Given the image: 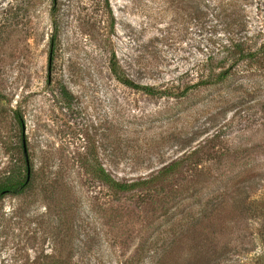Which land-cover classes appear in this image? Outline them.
<instances>
[{"label": "rangeland", "instance_id": "obj_1", "mask_svg": "<svg viewBox=\"0 0 264 264\" xmlns=\"http://www.w3.org/2000/svg\"><path fill=\"white\" fill-rule=\"evenodd\" d=\"M22 1L0 0V185L23 182L27 162L31 177L0 198V264H187L217 246L230 251L207 264H250L262 246L251 242L245 220L225 233L194 226L192 182L205 159L167 182L163 190L178 195L176 202L141 191L115 196L89 168L100 165L120 182L145 179L218 136L210 154L227 167L247 157L246 169L260 173V197L259 71L239 64L222 84L195 86L183 99L165 88L179 77L195 83L216 68L231 39L257 49L264 0H55L54 9L52 0ZM112 54L128 78L155 94L117 82ZM231 192L223 204L232 203ZM253 219L249 214L248 224Z\"/></svg>", "mask_w": 264, "mask_h": 264}, {"label": "trees", "instance_id": "obj_2", "mask_svg": "<svg viewBox=\"0 0 264 264\" xmlns=\"http://www.w3.org/2000/svg\"><path fill=\"white\" fill-rule=\"evenodd\" d=\"M13 1L18 5L21 3V0ZM22 3H25V0H23ZM52 5L54 9L55 0H52ZM237 23L230 24L229 26L231 28H235L238 26ZM54 39L55 31L50 38L51 46L54 43ZM233 41L234 39L230 40L228 48H223V52H227L223 57V61L219 62L216 68L211 67L206 69L205 75L198 79L197 82L192 84H182L183 80L181 77L177 78L174 82H171V87L165 88V90L168 91L165 93H169L167 94L169 95L168 97L183 99L191 93L195 86L200 87L222 84L230 77L232 69L235 66L244 63L251 71L252 69L259 71L258 74H260L264 79V41L257 49L250 47L243 48V41ZM49 64H51V59ZM109 71L115 80L122 85L131 89L142 90L149 95L155 94L153 88L137 85L130 78H128L121 70L114 54L111 55L109 60ZM172 92L177 93L175 94L176 97L173 96L174 94H171ZM1 97L2 96L0 95V100ZM17 123L19 128L23 130V120L20 116H17ZM217 138L218 136H212L204 144L195 148L186 156L170 163L166 167L161 168L155 174L145 179L120 182L108 174L100 165H95L92 166V168H89V173H91L100 183L106 185L115 196H122L128 193L131 194L135 191H141L144 198L146 197L147 199L155 196L159 199L158 201L167 202L168 200L173 199V201L176 202L179 200L178 195L173 192L169 193L166 190H163L165 189V185L168 184L167 182L183 173L185 164L190 165L192 172L198 165H200L199 163L205 159L207 167H204V173L201 172L203 174V178L199 176V181L193 180L192 182V184L196 186H194V192H192L193 195H191L192 201H190V206H196L198 208L197 219H199V221L195 219V222L198 223L194 224L196 230L203 227V231H205L204 228L209 227L210 225H215L219 226L220 229L223 228L222 232L225 233L233 225H236L239 228L241 227L240 225L247 224L252 230L250 239L251 242L252 240L260 241L262 246L260 251L251 256L250 264H264V193L260 195V197L259 195H256L257 187L255 186L256 178L260 176V173L257 171L252 173L250 170L246 169L247 166L251 165L246 162L247 157L242 158V165H240L237 161L235 163H230L233 164L231 167H227L224 163V165H222V161L217 160V153H214V155L210 154L213 151V144ZM252 163H257V160H252ZM212 166H214V168H209ZM256 166L257 165L252 166L254 170H257ZM258 166L260 168H264V166ZM27 170L26 165L25 180L23 182L13 181L10 184V181L6 180L4 184L0 185V198L4 193H16L28 185L31 177L30 166L28 176ZM199 182H204L199 184L201 186L203 185L201 188H197V184ZM247 190H251V193H253V195L248 198L251 202L243 196L244 193H248ZM228 191H232V203L230 204V202L225 201V204H223L222 201L225 198L223 195ZM205 194H207L206 203L202 202V197ZM252 198L254 200H252ZM247 201L254 203V206L251 208V205H247ZM217 205L218 207H216ZM181 211L185 212L186 208ZM249 214H251V217L254 218L251 224H248L247 222ZM242 220H245L246 224ZM205 223H207V225H204ZM242 233L243 231L239 233L238 236ZM216 248H218V246ZM215 249L213 250V254H209V250H206L205 252H201L199 260L192 258L186 263L207 264L204 260H210L212 255L214 256L215 261V258L221 259L222 256L230 251V249L228 251H222L223 248H218L216 251ZM241 250L247 252L245 246ZM242 251H237V253H242ZM243 256H245L244 253Z\"/></svg>", "mask_w": 264, "mask_h": 264}, {"label": "water", "instance_id": "obj_3", "mask_svg": "<svg viewBox=\"0 0 264 264\" xmlns=\"http://www.w3.org/2000/svg\"><path fill=\"white\" fill-rule=\"evenodd\" d=\"M23 148H24V156H25V158H26V162L28 161L27 160V155H26V151H25V146H24V142H23ZM27 176H28V173H29V166H28V162H27Z\"/></svg>", "mask_w": 264, "mask_h": 264}]
</instances>
